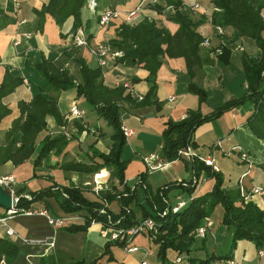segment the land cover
Wrapping results in <instances>:
<instances>
[{"label":"crops","instance_id":"obj_1","mask_svg":"<svg viewBox=\"0 0 264 264\" xmlns=\"http://www.w3.org/2000/svg\"><path fill=\"white\" fill-rule=\"evenodd\" d=\"M12 1L15 6L14 21L0 27V83L7 74L10 78L20 81L0 98V105L8 110V113L0 118V142L11 122L19 115L17 102L19 100L28 101L36 91L37 86L44 82V79L34 68V64L41 57L57 61L62 68H66L73 77L78 79V70L73 59L80 58L91 68L99 66L95 55L90 52V48L98 43H106L115 37L116 28L123 22V13L135 10L129 24L151 20L157 27H163L169 33H173L177 29V24L167 17L173 9L170 6L163 7L165 6L164 0H156L155 2L151 0H96L93 9L83 5L80 10L81 27L88 38L87 44L74 46L70 44V18L61 26L64 37L59 36L58 27L47 13L43 15L41 28H37L38 18L34 10L39 9L47 0H0V9H4ZM180 2L179 12L187 14L193 20L202 19L195 30L206 41V45H200V65L194 67L190 75L186 72L182 57L161 55L160 65L155 72V102L159 106L158 109L152 103L136 104L138 101L134 99L130 102H118L120 124L132 131L130 136L124 137L123 146H125V150L122 149L120 153V159L125 161L123 179L125 184L131 188L134 183L139 182L138 175L140 173L144 174V184L149 189L157 188L168 182L176 184L178 181H187L192 177L190 160L182 157L186 163L180 158L164 161L159 157L160 134L164 128V123L168 119L178 120L182 118L187 110L199 109L202 114L208 113L226 100L239 97L241 92H244L246 84L245 81H242V85L239 83V89H235L231 85L234 71H231L229 67L232 64L235 66L236 72H240L243 76L241 58L246 56L255 60L259 55L258 48L253 46V40L240 36L231 26H222L220 32L216 31L210 22L212 11L210 0H180ZM193 3H197L198 8L190 10L189 7ZM153 5L162 6L163 9L157 11L152 7ZM106 8L115 9L120 15L112 19L107 25L98 26L96 16L98 12ZM260 16L264 20V5L260 9ZM262 37L264 40V30ZM15 40L18 43L13 45ZM236 44H239L238 48ZM221 46L229 49L227 64H222L217 60L216 50L220 49ZM246 47H248L249 53H247ZM104 61L105 64L100 66L104 85L115 87L128 82L133 96L143 97L145 95L148 89V83L145 81L147 76L145 69L115 63L112 52L105 54ZM189 82H193L204 89L206 93L205 102L199 104L197 96L187 91ZM45 96L55 99L63 118V124L57 125L52 117L46 116V129L37 134L36 140H39L45 133L50 135L61 134L60 128L62 126L69 130L70 137L65 138L66 143L60 151H50L37 166L32 165L34 155L18 165H12L10 161L1 163L0 175L11 174L13 176L14 182L10 185V189L14 195L26 196L28 195L27 192L38 191L52 184L66 186L71 183L81 188L84 196L88 199H95L97 191L95 192L94 188L99 185L106 189L109 172L104 168L94 173L73 171L64 168L63 165L76 162L90 165L93 161L99 160L97 157L91 158V155H94L93 152H108L112 142L110 139L111 128H109L106 120L97 115L95 110L84 101L83 97L75 95L73 89L50 92ZM170 97L172 98L169 99ZM246 101L225 111L218 118L200 124L192 135L194 147L189 146L196 158L210 156L213 159L217 171L223 177L225 189L237 188L241 184L243 192L247 194L244 200H250L259 207L261 196L251 194L250 188L260 186L264 192V178L260 168L264 160V144L244 125L246 117L253 109L252 102L247 103ZM73 103L82 110V118L78 121L66 122V111L69 105ZM78 126L81 129H78ZM215 141H218V144H215ZM122 151H127L125 156ZM240 153H244L246 158H240ZM248 162L251 167H248ZM151 165H157V167L151 169ZM246 170L248 171L246 172ZM94 174H101L106 177L100 180L101 182L97 181L96 183H99L97 185L93 180ZM200 176L201 180L195 185L192 196L201 195L209 191L212 186V179ZM138 182L135 185V193L140 190V197L144 198L143 188ZM113 184L118 189L121 187L116 181ZM167 196L171 204L185 198L176 187L170 188L167 191ZM137 202L140 201L137 200ZM34 203H37L39 207L33 206ZM50 207V210L55 213L52 217L62 218L68 214L63 213L57 207L52 197L35 201L29 208L41 209L48 213ZM70 214L77 215V218L70 223H82L83 211ZM221 216L222 208L217 204L212 213L204 220L206 224L208 223L206 227L213 232V239L208 241V244L211 243L209 244L210 249L205 251L203 250L206 248L204 245V248H200L198 243H194L193 248L196 251L212 252L215 256L218 255L216 252L220 248L218 238L220 236L221 239L224 238L221 243L223 245L226 243L224 240L229 234L227 229L219 226ZM37 218L43 219V216L15 214L8 220V225L15 234L24 238H32L33 236L44 238L51 235L53 230L55 231L54 246L48 249L43 246L24 244L15 236L8 237L18 246L19 243L21 244L19 246L21 264H39L40 257L53 255L55 252L64 256L80 255L87 263L102 252L105 239L98 233L100 223L93 222L85 231L75 233L65 231V240L58 241V230H61L64 225L53 228L45 221H43L44 224H37ZM0 236L2 235L0 234ZM18 241L19 243H17ZM133 242L138 247L137 250L125 252L117 246L119 251L113 255L114 247L110 246L113 261H106L104 255L97 262L101 264H138L143 259V250H150V246L153 245L143 236H134ZM249 246L253 245L248 241L236 243L232 258L238 264H253V257L246 256V249ZM74 247L80 252L76 253ZM237 247L241 250L240 254L236 250ZM255 251L257 258L263 257L262 250L261 255L257 253V250ZM191 254L194 255L195 253ZM194 256L199 255L195 254ZM157 262L155 264H159ZM211 262L215 264L222 262V260L216 259ZM184 263V260L180 262V264ZM255 263L257 264V262ZM222 264H225V261Z\"/></svg>","mask_w":264,"mask_h":264},{"label":"trees","instance_id":"obj_2","mask_svg":"<svg viewBox=\"0 0 264 264\" xmlns=\"http://www.w3.org/2000/svg\"><path fill=\"white\" fill-rule=\"evenodd\" d=\"M96 5V0H94ZM88 0H47L34 12L37 15V28H41L43 15L47 13L53 19L59 29V36L65 35L61 31L62 24L71 19L69 32L72 33L81 26L80 10L87 5ZM212 11L210 22L213 26H231L240 36L253 40L259 50L255 60L246 56L241 58V68L245 80L244 93L236 98L226 100L221 105L213 108L208 113L202 114L199 109L187 110L185 115L178 120L168 119L161 131V148L159 157L164 161L183 159L178 151L187 145L194 147L192 135L194 130L202 123L218 118L225 111L235 107L245 100L252 102V111L246 117L244 125L247 129L264 144V20L260 16V9L264 0H210ZM163 7L170 6L173 11L167 16L177 24V29L169 33L163 27H157L154 21L143 20L136 24L122 22L115 30V37L108 40L112 48L119 54L114 56L115 63L125 66L141 67L147 71L145 81L148 89L140 100L135 99L122 85L108 87L103 84L100 66L91 68L80 58H75L78 76L73 77L66 68L54 60L41 57L34 64V68L44 79L37 86L36 91L28 101L19 100L17 109L19 112L4 132L0 142V164L10 161L12 165H18L33 156L32 165L37 166L41 159L50 151H60L66 139L62 134L50 135L45 133L39 140L37 134L46 128V116L53 118L55 124H63L56 101L45 94L57 91L73 89L76 96L83 97L97 115L103 117L111 128V145L108 152H93L91 158L99 160L86 165L79 162L66 163L64 168L73 171L94 173L104 168L109 172L108 178L115 180L121 185L108 189H100L96 192L95 199H88L83 190L71 183L66 186L50 185L43 189L27 192L28 197L16 195L17 200L13 208L18 212L20 209H28L35 201L52 197L57 207L63 213H76L83 211V220L80 224H67L62 227L69 233L85 231L91 222H97L114 227H130L143 218H151L154 227L153 234L141 235L153 245L150 249L159 264H209L211 261L219 260L228 263L232 259V252L238 241L251 242L255 250L261 255L264 243V211L254 202L247 200L238 193L236 188L225 189L223 177L219 171L211 170L210 166L204 165L201 160L192 157L190 167L192 177L187 181L165 183L154 191L144 184V174L138 175V180L143 188L145 207L137 202L135 185H126L123 179L125 161L120 159V153L125 143V138L120 129L119 101L130 102L132 99L138 101L136 104H155V72L160 65V57L165 54L168 57H182L187 74H191L194 67L200 65L199 48L203 38L195 30L202 19L193 20L187 14L178 11L181 6L180 0H164ZM155 10L160 11L162 6L153 5ZM14 21V10L11 3L4 9H0V27L8 22ZM87 38V37H86ZM88 39V38H87ZM217 60L227 64L229 60V49L221 46L220 53L216 55ZM19 79H12L7 75L0 83V98L6 95ZM187 91L197 96L199 104L205 102L206 93L204 89L193 82L187 84ZM8 110L0 105V118L7 114ZM78 129H81L78 126ZM264 152V147H263ZM186 163V160H184ZM264 178V160L260 165ZM102 171V170H101ZM105 171V170H103ZM212 179L213 183L209 191L192 196L197 178ZM177 187L179 193L185 194L182 206L172 211L167 191ZM114 203L117 210L110 209ZM222 208L220 225L229 232V251L218 255L207 253L205 258L191 255L194 250L191 233L199 225L203 224L215 205ZM2 215V214H0ZM206 223V222H205ZM207 226V224H205ZM204 240V238H203ZM110 246L121 247L122 244L115 241H105L102 252L86 264H101L99 258L105 255L106 261H113ZM154 253V254H153ZM20 247L5 236H0V259L5 264H20ZM66 256L55 252L39 258V264H62ZM175 259H178L175 262ZM66 264H83L82 258L77 260L68 259Z\"/></svg>","mask_w":264,"mask_h":264},{"label":"built area","instance_id":"obj_3","mask_svg":"<svg viewBox=\"0 0 264 264\" xmlns=\"http://www.w3.org/2000/svg\"><path fill=\"white\" fill-rule=\"evenodd\" d=\"M151 1L155 2L156 0H151ZM94 4L95 2L93 0H88L87 6L93 9ZM11 5L14 10L15 6H14L13 1L11 2ZM197 8H198L197 3H193L189 7L190 10H195ZM134 11L135 10H131L126 13H123L122 15L123 22L130 23L134 16V13H135ZM119 15L120 13L117 10L112 9V8H106L98 12L96 16V23L98 24V26H105L112 19L119 17ZM214 28L216 29L217 32H220L221 30V27H218V26H214ZM17 43L18 41L15 40L13 42V45H16ZM70 44L74 46H85L87 44L86 33L81 26H78L72 33H70ZM201 45H206V41L203 40L201 42ZM90 52L95 55L99 66H103L105 64L104 56L107 52H112L114 56L119 54V52L115 48H112L108 43H98L94 47L90 48ZM216 52L220 53V49L218 48ZM122 86L126 88V90L132 95L128 82L123 83ZM133 97L137 100L141 99V96L139 95H136ZM171 98L172 97H170L169 99ZM82 115H83L82 110L78 109L76 104L73 103L69 105L68 110L66 111V122H72L75 120L78 121L82 118ZM120 129L124 137H128L132 134L131 129L126 128L122 125L120 126ZM60 132L65 138L70 137V132L65 127L62 126L60 128ZM215 144H218V141H215ZM178 154L188 160H191L192 157H195V154L192 152L191 147L189 145L179 150ZM240 157L246 158V155L244 153H240ZM199 159L203 162L204 165L210 166L211 170L217 171V166L213 163V159L210 156H206L205 158L200 157ZM155 167H157V165L150 166L151 169ZM248 167H251L250 163H248ZM247 171L248 170H246V172ZM96 175L97 174H94L93 180L95 179ZM105 177L106 176H103V179ZM199 180H201V176L197 178L196 182H198ZM13 182H14V178L11 174L0 175V187L9 189V191L11 192V195L14 197V202L11 205V207L9 209H5L4 213L0 215V234L5 237H12V236L18 237L19 241L27 245L43 246L45 249L53 248L54 238H55L54 230L51 235L44 237V238H37V239L24 238V237H21L20 235L15 234L12 228L9 227L8 220H10L15 214L39 215V216L45 217L47 220V223L53 228H56L60 225H65V224L70 223L72 220L77 218V215L67 214L65 217L56 218V217H52L48 215L44 210H41V209L34 210L30 208L20 209L18 212H16V210L13 208V205L15 204L17 197L13 194V191L10 189V185ZM94 182L96 183L97 181L94 180ZM96 184L98 185L99 183H96ZM239 187H240L241 196L243 197V199H245L247 194L243 192V188L241 184L239 185ZM99 189H102V187L98 185L94 188V191L96 192ZM250 193L259 194L261 196V203L259 204V208L264 211V192L262 188L260 186L252 187L250 188ZM25 197H28V195H26ZM182 204H183L182 201L180 200L176 201V203L172 206L171 210L176 211V209L182 206ZM92 223L93 222H91L90 224ZM153 227H154V224L151 218L146 217V218L141 219L140 221H138L137 223H135L134 225L130 227H114L112 225L107 226V225L100 223V229L98 230V233L102 238L105 239V241H115V242L121 243L122 244L121 248L125 252H133L138 249V247L132 243L134 236L136 235L146 236L147 234L152 235ZM195 234L197 237H202L204 235V227L198 226L197 228H195ZM149 255H151V251L148 249H144L143 259L140 260L138 264H149L145 260L146 256H149ZM177 261L178 259H175V262ZM0 264H5L2 258L0 259ZM230 264H235V263L234 261H230Z\"/></svg>","mask_w":264,"mask_h":264},{"label":"rangeland","instance_id":"obj_4","mask_svg":"<svg viewBox=\"0 0 264 264\" xmlns=\"http://www.w3.org/2000/svg\"><path fill=\"white\" fill-rule=\"evenodd\" d=\"M94 1V0H93ZM253 42V41H252ZM238 45L239 44H236V47L238 48ZM253 46H254V43H253ZM246 49V51H247V53H249V49H248V47H246L245 48ZM229 69L231 70V71H234V73L232 74V81H231V85L236 89H239V83H241V85H242V81L244 82L245 80H244V78H243V76L240 74V72L239 73H237L236 72V68H235V66H233L232 64L230 65V67H229ZM230 85V86H231ZM245 91V90H244ZM244 92L242 91L241 92V94H240V96L243 94ZM246 101V100H245ZM244 102V101H243ZM243 102H241V103H243ZM247 103L248 102H251V101H246ZM240 103V104H241ZM109 128H110V126H109ZM125 148V146H123L122 147V149H124ZM125 150V149H124ZM127 152V151H126ZM126 152H124V151H122V154L125 156L126 155ZM241 158V157H240ZM243 159H245V158H243ZM249 163V162H248ZM107 182V185H106V189H108L110 186H112V185H114L113 183L115 182H113L112 180H110V179H108V180H106ZM253 183H255V182H253ZM177 188V187H176ZM4 189H7V188H4ZM237 190H238V193L241 195V193H240V187L239 186H237V188H236ZM152 191H154L155 190V188H153V189H151ZM140 190H137L136 191V200H138V201H140L145 207H147L148 205H147V203L145 202V200H144V198L143 197H140V192H139ZM181 195H183V196H185V194H181ZM176 203V202H175ZM174 203V204H175ZM174 204H172V206L174 205ZM219 205V204H218ZM33 206H35V207H39L38 206V204L37 203H34L33 204ZM51 207L50 208H48V215H55V213H53L51 210ZM110 209H112V210H117V206L114 204V203H111L110 204ZM4 211H5V209L4 208H2L1 206H0V214H3L4 213ZM207 218V217H206ZM205 218V219H206ZM37 220V224H39V223H42V224H44V222L43 221H45V223H47V220H46V218L45 217H43V219L42 218H37L36 219ZM35 222V221H34ZM203 222H205L204 221V219H203ZM48 224V223H47ZM206 223H203V224H201V225H199V226H201V227H204V235L202 236V237H197L196 236V234H195V229L193 230V232L190 234L191 235V237L193 238L192 239V243H191V246H193V244L194 243H198L199 244V247L200 248H204V246L206 247V248H204L203 250H208V249H210L209 248V244H211V243H209L208 244V241L211 239H213V232L208 228V227H206V225H205ZM208 224V223H207ZM49 225V224H48ZM219 226L220 227H223V226H221L220 224H219ZM57 228V227H56ZM197 228V227H196ZM226 229V228H225ZM228 231V230H227ZM65 230H63V229H61V230H58V233H57V239H58V241H64L65 240ZM229 233V232H228ZM56 236V235H55ZM58 236H60V237H58ZM136 236H141V235H136ZM226 237V236H225ZM8 238V237H7ZM33 239H37V238H39V236H33L32 237ZM203 238H204V240H203ZM219 239V241H220V243H219V245H220V248H219V250H216V252H218V253H220V254H224V253H226V252H228L229 251V243H228V240H229V234L227 235V237L225 238V240H224V242H226V243H224L223 245L221 244L222 243V241H223V239L224 238H222L221 239V236L218 238ZM17 241V240H16ZM17 243H19V241L17 242ZM132 243L133 244H135L133 241H132ZM21 244L19 243V246H20ZM204 245V246H203ZM213 245V244H212ZM218 245V246H219ZM215 246V245H214ZM114 248V252H113V255H116L117 254V252L119 251V248L117 247V246H113ZM153 248V246H150V249H152ZM248 249H246V256L247 257H253V259H252V261H253V264H256L255 262H257V264H262V263H264V243H263V245H262V248H261V250H262V256L263 257H260V258H257V255H256V251H255V248L253 247V246H249V247H247ZM26 249V248H25ZM75 251H76V253H78V252H80V250L79 249H77L76 247H74L73 248ZM237 252H238V254H240V249H239V247H237ZM250 251V252H249ZM191 253H195V254H197V255H199V256H201L202 258H205L206 257V254H207V252H204V251H202V252H199V251H196L195 249L194 250H192L191 252H190V254ZM204 253V254H203ZM258 253V252H257ZM136 254V253H135ZM194 254V255H195ZM73 254H71L70 256H66V258H64V263H62V264H66L65 262H67L68 261V259H71V260H77V259H80L81 258V256L80 255H77L76 254V256L75 255H73ZM192 255V254H191ZM62 257H63V255H62ZM145 260L146 261H148L149 262V264H155L156 262H157V260L155 259V257H153V256H151V255H149V256H146V258H145ZM230 261H234V263L235 264H238L233 258L231 259V260H228V263L227 262H225V264H230ZM158 263V262H157ZM223 263V261L222 262H217V263H215V264H222ZM21 264V263H20ZM83 264H86V262L84 261V263ZM209 264H214L213 262H210Z\"/></svg>","mask_w":264,"mask_h":264},{"label":"water","instance_id":"obj_5","mask_svg":"<svg viewBox=\"0 0 264 264\" xmlns=\"http://www.w3.org/2000/svg\"><path fill=\"white\" fill-rule=\"evenodd\" d=\"M14 202V197L9 189L0 187V206L4 209H9Z\"/></svg>","mask_w":264,"mask_h":264},{"label":"bare ground","instance_id":"obj_6","mask_svg":"<svg viewBox=\"0 0 264 264\" xmlns=\"http://www.w3.org/2000/svg\"><path fill=\"white\" fill-rule=\"evenodd\" d=\"M103 176H105V175H101V174H97L96 176H95V181H100V180H102L103 179ZM101 182V181H100Z\"/></svg>","mask_w":264,"mask_h":264}]
</instances>
